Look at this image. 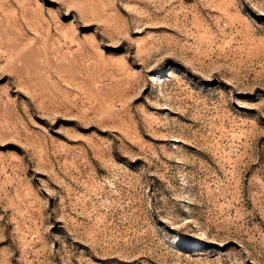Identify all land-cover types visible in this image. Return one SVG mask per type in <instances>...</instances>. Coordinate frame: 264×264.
I'll return each mask as SVG.
<instances>
[{
	"label": "rangeland",
	"instance_id": "rangeland-1",
	"mask_svg": "<svg viewBox=\"0 0 264 264\" xmlns=\"http://www.w3.org/2000/svg\"><path fill=\"white\" fill-rule=\"evenodd\" d=\"M0 264H264V0H0Z\"/></svg>",
	"mask_w": 264,
	"mask_h": 264
}]
</instances>
